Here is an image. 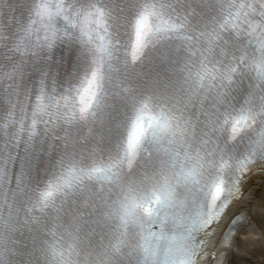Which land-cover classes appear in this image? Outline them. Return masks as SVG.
Segmentation results:
<instances>
[{"label": "snow or ice", "instance_id": "1", "mask_svg": "<svg viewBox=\"0 0 264 264\" xmlns=\"http://www.w3.org/2000/svg\"><path fill=\"white\" fill-rule=\"evenodd\" d=\"M264 183V0H0V264H229Z\"/></svg>", "mask_w": 264, "mask_h": 264}, {"label": "bare ground", "instance_id": "2", "mask_svg": "<svg viewBox=\"0 0 264 264\" xmlns=\"http://www.w3.org/2000/svg\"><path fill=\"white\" fill-rule=\"evenodd\" d=\"M249 226L236 241L229 264H264V183L257 184L248 205Z\"/></svg>", "mask_w": 264, "mask_h": 264}, {"label": "rangeland", "instance_id": "3", "mask_svg": "<svg viewBox=\"0 0 264 264\" xmlns=\"http://www.w3.org/2000/svg\"><path fill=\"white\" fill-rule=\"evenodd\" d=\"M239 254V253H238Z\"/></svg>", "mask_w": 264, "mask_h": 264}]
</instances>
